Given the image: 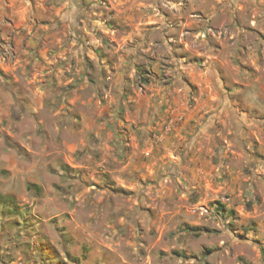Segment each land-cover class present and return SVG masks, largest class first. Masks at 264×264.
Returning a JSON list of instances; mask_svg holds the SVG:
<instances>
[{
  "label": "rangeland",
  "instance_id": "374dc122",
  "mask_svg": "<svg viewBox=\"0 0 264 264\" xmlns=\"http://www.w3.org/2000/svg\"><path fill=\"white\" fill-rule=\"evenodd\" d=\"M0 264H264V0H0Z\"/></svg>",
  "mask_w": 264,
  "mask_h": 264
},
{
  "label": "trees",
  "instance_id": "16d2710c",
  "mask_svg": "<svg viewBox=\"0 0 264 264\" xmlns=\"http://www.w3.org/2000/svg\"><path fill=\"white\" fill-rule=\"evenodd\" d=\"M218 206L220 207V209H224V205L223 204L218 203Z\"/></svg>",
  "mask_w": 264,
  "mask_h": 264
}]
</instances>
